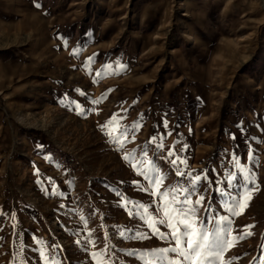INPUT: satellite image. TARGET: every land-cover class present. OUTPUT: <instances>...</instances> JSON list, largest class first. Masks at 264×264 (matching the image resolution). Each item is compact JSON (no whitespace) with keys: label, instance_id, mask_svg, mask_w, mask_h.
Returning a JSON list of instances; mask_svg holds the SVG:
<instances>
[{"label":"rangeland","instance_id":"374dc122","mask_svg":"<svg viewBox=\"0 0 264 264\" xmlns=\"http://www.w3.org/2000/svg\"><path fill=\"white\" fill-rule=\"evenodd\" d=\"M114 113L141 124L124 150L101 127ZM170 148L186 173L208 170L202 217L209 203L227 214L217 179L243 182L233 153L255 173L258 190L232 225L253 235L224 258L264 264L254 259L264 256V0H0V264H44L42 248L59 264H94L101 250L108 264H142L127 252L167 247L121 206L153 201L122 157L135 149L163 188L188 186ZM128 229L150 238L121 237Z\"/></svg>","mask_w":264,"mask_h":264},{"label":"snow or ice","instance_id":"6c2138e0","mask_svg":"<svg viewBox=\"0 0 264 264\" xmlns=\"http://www.w3.org/2000/svg\"><path fill=\"white\" fill-rule=\"evenodd\" d=\"M36 7L39 8L40 5L37 3ZM79 51L80 49H73L72 55H78ZM93 60L94 56L88 57L84 62V68L87 72L92 71L91 64ZM120 67L122 69L123 66L121 65ZM96 75L99 77L101 73L97 72ZM93 82H97L96 79ZM80 94L84 95V93ZM103 98L105 97L97 99L93 103H100ZM76 108L80 112L84 111L79 104H76ZM123 111L126 112L127 110L124 109ZM125 118L118 113H114L101 126L102 130H109L106 131V134L109 136L110 142L117 146V150H124L125 145L135 139V133L141 127L139 121L134 122L131 126L122 125V121ZM113 126H115V132L111 130ZM164 127H167L166 121ZM156 139V137H152L149 143ZM162 140L163 137H161V143L157 145V148H163ZM175 143H179V141ZM184 147L186 148L187 145ZM146 149L147 145H145V152ZM168 156H175V159L171 160V164L176 166L177 176L183 177L187 175L189 179L188 186L180 185L163 188L166 177L146 158L138 159L135 149L126 151L122 157L136 171V174L146 182L142 184L141 181H133L137 190L151 195L153 201L151 205H146L139 201L125 200L121 197V206L128 208L130 216L138 217L150 230L152 236L168 242V246L164 248H155L142 252L129 250L127 254L137 256L142 264H231L230 259L225 260V253L240 240L253 235L251 229L254 225L245 226L243 233L240 235L232 234V225L233 219L243 213V210L248 207L253 193L258 190L255 173L242 167L239 157L233 153L232 162L243 176V182L237 185L235 173H225L223 180L217 179L215 181L217 185H221L226 181V187L218 186L215 191L222 199L223 211L227 214L215 213L211 203H209L205 210L206 215L202 217L199 212L201 207L204 206L205 196L200 194V183L201 181H207L211 185L212 181L207 176L208 170H205L203 174L197 175H192L191 172L186 173V158L176 155L172 148L168 150ZM248 160L255 161L253 150L250 146ZM178 165H184V167L181 168ZM212 171L215 172V169ZM52 194L63 195L55 186H53ZM193 196H196L195 200H193ZM150 207L155 209V213L149 211ZM238 208L239 211H237ZM209 224L212 225L211 228L208 227ZM161 226L166 227L168 232H162L160 230ZM120 235L129 240L150 238L148 233L131 229L121 231ZM230 236L231 239H229ZM262 240H264V236H262ZM39 243L43 244L44 242L40 241ZM88 243L94 244L91 240ZM107 247L106 245L105 248ZM261 247L264 248V245H261ZM40 255L44 264H59L55 257L47 254L46 248L41 249ZM91 257L94 264H108L104 250L91 253ZM254 259L264 262V256Z\"/></svg>","mask_w":264,"mask_h":264}]
</instances>
